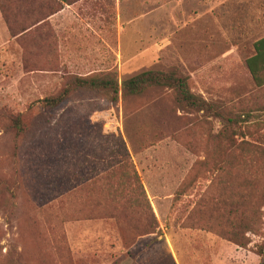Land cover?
Wrapping results in <instances>:
<instances>
[{
	"label": "rangeland",
	"instance_id": "1",
	"mask_svg": "<svg viewBox=\"0 0 264 264\" xmlns=\"http://www.w3.org/2000/svg\"><path fill=\"white\" fill-rule=\"evenodd\" d=\"M262 38L264 0H0V264H264ZM150 69L238 124L167 89L39 105ZM135 176L150 212L119 198L140 199Z\"/></svg>",
	"mask_w": 264,
	"mask_h": 264
},
{
	"label": "trees",
	"instance_id": "2",
	"mask_svg": "<svg viewBox=\"0 0 264 264\" xmlns=\"http://www.w3.org/2000/svg\"><path fill=\"white\" fill-rule=\"evenodd\" d=\"M254 51L255 54L245 61V65L255 86L261 88L264 87V38L258 40L254 44ZM158 89L172 91L175 94L177 103L181 109L186 112L201 114L204 118L208 119L219 120L222 122V125L226 127H231L239 122L236 119L227 118L223 115L222 110L217 105L209 103L202 97L193 94L190 89L188 77L174 71L165 72L153 69L142 71L125 78L120 88L117 82L110 77L76 78L64 88L59 96L52 99H43L39 101V105L43 109H55L63 104L71 92L75 90L100 93L111 103H115L120 91L124 97H138L146 92ZM13 127L18 134L24 132L23 122L20 117H16L13 121ZM259 154L261 155L263 153L259 152ZM134 179L140 199H138L136 195L127 196L122 194L119 195V198L125 197L123 198L124 203L129 205L130 208L135 207L136 209L141 206L148 208L150 212V206L138 178L135 176ZM233 239L235 240V238ZM2 263L21 264L16 255L14 258H8Z\"/></svg>",
	"mask_w": 264,
	"mask_h": 264
},
{
	"label": "crops",
	"instance_id": "3",
	"mask_svg": "<svg viewBox=\"0 0 264 264\" xmlns=\"http://www.w3.org/2000/svg\"><path fill=\"white\" fill-rule=\"evenodd\" d=\"M256 43V42H255ZM255 52V51H254ZM255 54V53H254Z\"/></svg>",
	"mask_w": 264,
	"mask_h": 264
}]
</instances>
